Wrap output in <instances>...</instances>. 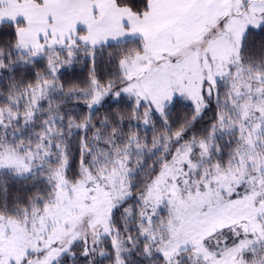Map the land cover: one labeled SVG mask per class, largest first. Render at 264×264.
Masks as SVG:
<instances>
[{
    "label": "snow or ice",
    "instance_id": "obj_1",
    "mask_svg": "<svg viewBox=\"0 0 264 264\" xmlns=\"http://www.w3.org/2000/svg\"><path fill=\"white\" fill-rule=\"evenodd\" d=\"M0 264H264V0H0Z\"/></svg>",
    "mask_w": 264,
    "mask_h": 264
}]
</instances>
